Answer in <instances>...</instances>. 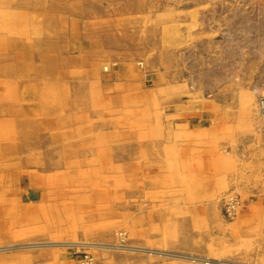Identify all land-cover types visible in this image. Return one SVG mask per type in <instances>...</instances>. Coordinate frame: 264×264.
<instances>
[{"label":"rangeland","instance_id":"obj_1","mask_svg":"<svg viewBox=\"0 0 264 264\" xmlns=\"http://www.w3.org/2000/svg\"><path fill=\"white\" fill-rule=\"evenodd\" d=\"M263 19L264 0H0V247H14L0 264H77L70 250L23 246H112L117 230L125 247L264 264V148L249 114L264 84ZM193 44L208 51L190 69L181 53ZM203 57L221 78L210 89L188 77L211 68ZM130 62L162 79L129 80ZM191 106L205 116L181 115Z\"/></svg>","mask_w":264,"mask_h":264},{"label":"bare ground","instance_id":"obj_2","mask_svg":"<svg viewBox=\"0 0 264 264\" xmlns=\"http://www.w3.org/2000/svg\"><path fill=\"white\" fill-rule=\"evenodd\" d=\"M260 19V18H259ZM262 19V17H261ZM264 20V19H263ZM259 21V23H257V27H255V29H259L260 27H264V21ZM253 42L257 45H259L258 47L260 48H257L255 47V50L258 51L259 53L264 50V45H261L259 44V40H253ZM213 43V42H212ZM218 43V42H216ZM213 46H215V44H212ZM218 46V44H216ZM261 45V46H260ZM185 46V45H184ZM193 46L194 48L190 49V50H183L182 51V56H181V60L183 61H186L187 62V68H194L196 66V62L197 60L199 59L198 56H200L199 54L203 53L204 51H208L206 49L204 50V48H199V46H196L195 44L191 45ZM48 47V46H47ZM184 48V47H183ZM191 48V47H190ZM47 51H49L50 49L49 48H46ZM49 49V50H48ZM175 50V49H174ZM254 50V52H255ZM172 51V50H171ZM52 52V51H51ZM50 52V53H51ZM221 51L218 50V53H220ZM169 53V52H168ZM172 54V53H171ZM197 55L196 57H194L193 55ZM46 55V54H45ZM50 56V55H48ZM171 57V55H170ZM169 57V58H170ZM201 57V56H200ZM205 57V56H204ZM203 57V60L206 61V59H204ZM48 58V57H47ZM46 58V59H47ZM54 58V56H53ZM168 58V60H169ZM176 58V57H175ZM211 58V57H210ZM167 59V58H165ZM48 60V59H47ZM155 60V59H154ZM201 60V59H200ZM46 61V60H45ZM129 61V60H128ZM156 61V60H155ZM196 61V62H195ZM202 61V60H201ZM135 62V61H134ZM207 65L211 66V68L206 71V72H198V74H189L188 77L190 78L191 82L192 83H195V82H198L199 80L202 81L203 85H205L206 88L210 89V87L212 86H215L216 84L219 83V81L221 80V78L216 74L217 72L214 71L215 68H216V62H215V58H211V59H208V61H206ZM54 63V62H53ZM138 63V62H137ZM165 63V62H164ZM167 63V62H166ZM205 63V62H204ZM49 64V63H48ZM134 64V63H133ZM132 62L128 63L127 65V68L129 69H133V65ZM57 65V64H56ZM139 66H143V64L141 62L138 63ZM170 65H173V64H170ZM198 66V65H197ZM201 66V65H200ZM172 67V66H171ZM162 69V68H161ZM26 70V69H25ZM140 70V69H139ZM164 70V69H163ZM171 70V69H170ZM161 71V70H160ZM135 72H138L137 70ZM134 72V73H135ZM148 72V71H147ZM156 72V71H155ZM163 72V71H162ZM216 72V73H215ZM133 73V74H134ZM142 73V72H141ZM171 73V72H170ZM132 74V75H133ZM165 74H166V71H165ZM135 75V74H134ZM141 75V74H140ZM152 75V74H151ZM157 75V74H156ZM143 76V75H141ZM166 76V75H165ZM200 76V77H199ZM157 77V76H156ZM137 78V77H135ZM159 79V78H158ZM152 80V79H151ZM189 80V79H188ZM133 81V80H132ZM125 82V81H124ZM129 82V81H128ZM156 83V82H155ZM158 83V82H157ZM176 84V83H175ZM157 85V84H155ZM128 87V86H127ZM133 87V86H132ZM179 87L178 84L176 85H173V86H170L168 88H161L162 90H160V88L158 89L159 91L163 92V91H166L169 90V91H173L175 90V88ZM129 88V87H128ZM173 88V89H172ZM254 88L256 89H253L251 90V92L253 91L255 95H257V101L254 102V105H253V109L249 112V114L252 115L253 117V120L251 121V124H254L256 126V129L259 131L260 130V135H259V140L261 141V146L264 148V102L262 101L264 99V84H256L254 86ZM130 89V88H129ZM139 89V87H138ZM186 90L184 89L182 93H185ZM252 92V93H253ZM165 93V92H164ZM179 97V95L177 96ZM250 97H252V95H250ZM188 102V101H187ZM184 104V107L185 106H190L192 105L193 103H183ZM175 105V106H172L171 108H174V109H179V107H182V105ZM187 104V105H186ZM194 106H191V107H187L188 110H193ZM170 108V107H169ZM194 109L197 110V108L194 107ZM189 120V119H187ZM197 119H194L192 120L191 122L195 121ZM188 123H190L189 121H187ZM189 130L185 131V134L187 135H191V133H197L199 132L200 130L196 127V126H192V125H187ZM200 128V127H199ZM148 130V129H147ZM149 131V130H148ZM170 131V130H169ZM168 131V132H169ZM171 134V133H170ZM169 134V135H170ZM259 134V132H258ZM171 136V135H170ZM174 136V135H173ZM150 137V136H149ZM171 138V137H170ZM188 144V143H187ZM159 147V146H158ZM191 147V146H189ZM185 150H186V146L184 147ZM188 151V150H187ZM186 154V153H185ZM179 155V154H178ZM181 155V154H180ZM179 157V156H178ZM177 157V158H178ZM202 157V156H201ZM204 157V156H203ZM206 157V156H205ZM183 158V157H182ZM181 158V159H182ZM205 159V158H204ZM180 160V159H179ZM184 163V162H183ZM233 193V191H232ZM230 194L226 197V200H225V205H224V211L226 212L225 214V217L229 220H232L234 219L238 213H239V204H238V200L236 199V196L234 194ZM33 196V195H32ZM41 197V196H40ZM43 199V198H42ZM193 201V200H192ZM31 202V201H30ZM40 203V202H39ZM225 206H226V209H225ZM223 209V208H222ZM35 212V211H34ZM144 212V211H143ZM142 212V213H143ZM141 213V212H140ZM222 213V212H221ZM144 214V213H143ZM152 216V215H151ZM224 216V215H223ZM20 218V217H18ZM146 218V216L144 217ZM146 220V219H145ZM149 220V219H148ZM118 231V230H117ZM115 233V244L112 245V246H107L106 245H103V244H87V243H82V242H73V243H58V244H55V243H38V244H29V245H25L23 247L25 248H37V247H43V246H46V247H57V248H61L63 250H71L72 249V252L74 251H79L81 255H86L87 258H90L92 259V263L91 264H99L98 261L95 259V256L93 255V253H91V251L93 249H112V250H118V251H143V252H147V253H155V254H163V255H167V256H170V257H173V258H176V259H179V260H187V261H193V262H197L199 264H228V263H223V262H220L219 260H211V259H207V258H199V257H193V256H185V255H180V254H168V253H163V252H158V251H151V250H144V249H141V248H134V247H130V246H126L128 244V240L126 238V234L124 231H118ZM185 244H183L184 246ZM188 245V244H187ZM186 247V246H185ZM14 247H0V252H3V251H6V250H9V249H13ZM78 254L76 255V258L72 257L73 259L76 260V263L77 264H81V255ZM74 260V261H75ZM88 263L90 262L87 261ZM234 264V263H233Z\"/></svg>","mask_w":264,"mask_h":264},{"label":"crops","instance_id":"obj_3","mask_svg":"<svg viewBox=\"0 0 264 264\" xmlns=\"http://www.w3.org/2000/svg\"><path fill=\"white\" fill-rule=\"evenodd\" d=\"M136 70H135V67H133V69H129L128 68V70H127V73H125V77H127L129 80L130 79H138L139 81L138 82H141V79L143 78V76L145 75V77H146V75L148 76L147 78H151V79H153V80H155L156 81V79L157 80H161L162 79V77L160 76V74H157V73H155V72H140V71H138V72H135ZM135 72V73H134ZM135 75H134V74ZM133 74V75H132ZM143 75V76H141V75ZM152 74V75H151ZM157 74V75H156ZM157 76V77H156ZM135 77H137V78H135ZM159 78V79H158ZM187 105V104H186ZM184 107V104L182 105V107H179V109H181V108H183ZM185 108V107H184ZM181 115H184V116H186V118H191V117H195V118H198V117H201V119L205 116L204 115V113H203V111H201V113L199 112V110H191V111H185L183 114H181ZM200 115V116H199ZM188 130H189V128H188ZM22 184L23 183H21V186H22Z\"/></svg>","mask_w":264,"mask_h":264},{"label":"built area","instance_id":"obj_4","mask_svg":"<svg viewBox=\"0 0 264 264\" xmlns=\"http://www.w3.org/2000/svg\"><path fill=\"white\" fill-rule=\"evenodd\" d=\"M262 101L264 102V99ZM70 251H72V249ZM73 254L74 255H78V254H80V252L79 251H74ZM80 260H81V264H91L92 263V259L87 258L86 255H81V259ZM89 260H90V262L88 263L87 261H89Z\"/></svg>","mask_w":264,"mask_h":264}]
</instances>
